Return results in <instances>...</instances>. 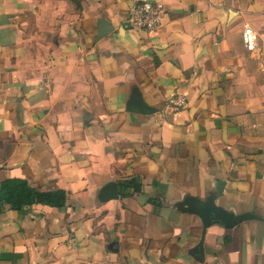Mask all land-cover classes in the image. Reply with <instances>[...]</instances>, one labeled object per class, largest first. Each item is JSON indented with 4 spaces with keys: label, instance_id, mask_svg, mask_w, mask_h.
<instances>
[{
    "label": "crops",
    "instance_id": "obj_1",
    "mask_svg": "<svg viewBox=\"0 0 264 264\" xmlns=\"http://www.w3.org/2000/svg\"><path fill=\"white\" fill-rule=\"evenodd\" d=\"M13 178L68 199L0 213V264H264V0H0Z\"/></svg>",
    "mask_w": 264,
    "mask_h": 264
},
{
    "label": "trees",
    "instance_id": "obj_2",
    "mask_svg": "<svg viewBox=\"0 0 264 264\" xmlns=\"http://www.w3.org/2000/svg\"><path fill=\"white\" fill-rule=\"evenodd\" d=\"M67 199L68 195L62 190L42 192L21 178L9 179L0 185V213L7 209L22 213L25 208L39 204L61 209Z\"/></svg>",
    "mask_w": 264,
    "mask_h": 264
},
{
    "label": "built area",
    "instance_id": "obj_3",
    "mask_svg": "<svg viewBox=\"0 0 264 264\" xmlns=\"http://www.w3.org/2000/svg\"><path fill=\"white\" fill-rule=\"evenodd\" d=\"M164 15L165 11L160 5L141 1L130 9L129 24L136 29L154 30L161 25ZM242 38L247 49L254 50L257 47L256 34L251 28L244 29ZM169 104L173 109H183L187 106V100L184 96H180L177 99H171Z\"/></svg>",
    "mask_w": 264,
    "mask_h": 264
},
{
    "label": "water",
    "instance_id": "obj_4",
    "mask_svg": "<svg viewBox=\"0 0 264 264\" xmlns=\"http://www.w3.org/2000/svg\"><path fill=\"white\" fill-rule=\"evenodd\" d=\"M107 34V33H105ZM111 190H112V197H116V193H115V187L112 186L111 187ZM214 215L216 216V219L215 220H224L226 218V214L222 213L221 211H218V214H216V212H214ZM234 223V222H233ZM236 224V223H235Z\"/></svg>",
    "mask_w": 264,
    "mask_h": 264
}]
</instances>
